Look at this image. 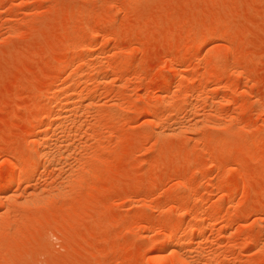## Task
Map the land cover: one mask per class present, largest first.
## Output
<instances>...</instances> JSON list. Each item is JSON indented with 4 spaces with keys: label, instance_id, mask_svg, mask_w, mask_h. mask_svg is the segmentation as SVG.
<instances>
[{
    "label": "rangeland",
    "instance_id": "374dc122",
    "mask_svg": "<svg viewBox=\"0 0 264 264\" xmlns=\"http://www.w3.org/2000/svg\"><path fill=\"white\" fill-rule=\"evenodd\" d=\"M180 257L264 264V0H0V264Z\"/></svg>",
    "mask_w": 264,
    "mask_h": 264
},
{
    "label": "bare ground",
    "instance_id": "6f19581e",
    "mask_svg": "<svg viewBox=\"0 0 264 264\" xmlns=\"http://www.w3.org/2000/svg\"><path fill=\"white\" fill-rule=\"evenodd\" d=\"M39 146V145H38ZM19 166V164H14V168L16 169V168H19L18 167ZM15 181H16V179H15V177H13V176H9V177H7L6 179H5V182H6V186L4 187V189L2 190V193L1 194H3L2 195V200H4L5 199V197H6V194L9 192V189H10V187H11V185H13L14 183H15ZM230 218L229 219H227L226 221H224L223 223L224 224H228L229 222H230ZM169 237V236H168ZM171 238V237H170ZM168 243H167V245H166V248L168 249V250H171V249H173V247L175 246V243H174V241H172L171 239H169L168 241H167ZM148 247H151L150 246V244H146V248H148ZM182 255V254H181ZM178 258V257H177ZM181 258V257H180ZM180 260H182V258L181 259H179V264H180ZM175 263V262H174ZM182 264H185L184 262L182 263Z\"/></svg>",
    "mask_w": 264,
    "mask_h": 264
}]
</instances>
